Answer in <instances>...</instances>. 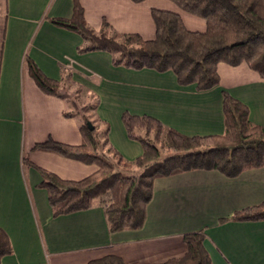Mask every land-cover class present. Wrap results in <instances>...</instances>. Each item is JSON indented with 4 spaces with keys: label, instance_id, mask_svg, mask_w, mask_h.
Wrapping results in <instances>:
<instances>
[{
    "label": "crops",
    "instance_id": "crops-1",
    "mask_svg": "<svg viewBox=\"0 0 264 264\" xmlns=\"http://www.w3.org/2000/svg\"><path fill=\"white\" fill-rule=\"evenodd\" d=\"M79 2L97 32L106 20L119 33L154 38L152 8L178 12L188 29L206 30L203 18L172 0ZM73 10L74 0H0V227L13 249L1 264H87L105 255L120 256L126 264L160 263L183 256L184 234L200 230L212 264H264V220L229 219L264 201V166L234 177L206 169L157 177L146 221L137 230L109 232L99 205L53 215L48 191L40 186L41 169L79 180L98 167L33 149L48 138L80 145L82 135L81 118L65 116L68 101L40 89L28 57L55 80H62L63 66L71 69L73 85L97 101L93 112L99 129L109 124L110 143L130 161L144 148L128 136L122 121L126 111L155 117L187 136L222 135L227 91L248 106L253 123L264 126V78L247 63L220 62V83L211 89L182 86L172 70L115 65L105 50L79 52L82 35L51 21L70 18Z\"/></svg>",
    "mask_w": 264,
    "mask_h": 264
},
{
    "label": "trees",
    "instance_id": "trees-1",
    "mask_svg": "<svg viewBox=\"0 0 264 264\" xmlns=\"http://www.w3.org/2000/svg\"><path fill=\"white\" fill-rule=\"evenodd\" d=\"M141 2L144 0H133ZM181 9L203 18L205 31L186 27L178 12L152 8L156 36L145 39L138 33H119L106 20L99 32L92 28L79 0H74L70 18H52L61 27L82 35L79 52L105 50L113 55L115 65L128 68H152L163 72L172 70L182 86L195 84L198 90H208L220 83L218 64L237 66L247 63L264 78V0H172ZM32 78L47 94L65 98L70 110L67 117L79 116L82 142L71 145L48 138L34 145V150L49 151L62 156L97 165L92 174L79 179H64L41 169L40 183L48 191V200L55 217L95 205L102 206L109 232L137 230L144 226L147 206L153 198L154 181L195 169L218 170L234 177L251 168L264 166V126L250 120L246 104L223 92L225 132L222 135L187 136L149 115L123 112L122 121L130 138L140 141L144 151L133 161L126 159L109 141V124L99 129L95 116L97 101L81 104L82 88L71 81V69L62 67V80L49 78L29 57ZM90 111V114L88 112ZM168 132L171 153L162 155V146L147 135L155 130L156 138L163 129ZM145 130L141 133L140 130ZM159 140V139H158ZM24 161L29 162L27 156ZM234 221L264 220V201L236 211ZM223 219L221 221H224ZM187 246L181 257L149 264H212L205 247L204 230L183 236ZM6 231L0 227V264L12 253ZM87 264H126L117 255H105Z\"/></svg>",
    "mask_w": 264,
    "mask_h": 264
},
{
    "label": "rangeland",
    "instance_id": "rangeland-1",
    "mask_svg": "<svg viewBox=\"0 0 264 264\" xmlns=\"http://www.w3.org/2000/svg\"><path fill=\"white\" fill-rule=\"evenodd\" d=\"M78 96H79V101L81 104L85 103L86 101L87 102L92 101V100H88L87 97L82 93H80ZM89 99H91V98L89 97ZM88 114H90V111L88 112ZM140 131H141V133H144L145 130L141 129ZM147 136L149 138H153V139L157 140L161 146H162V143L164 144V147H162V155L163 156L171 153V150L167 147L168 146V132L165 128L160 132L159 138H158L159 140L156 138L155 130H152L151 132H149Z\"/></svg>",
    "mask_w": 264,
    "mask_h": 264
}]
</instances>
